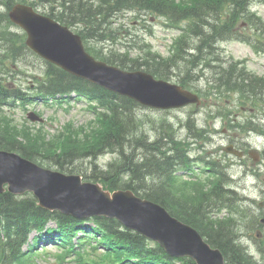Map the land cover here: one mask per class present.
<instances>
[{"label": "trees", "instance_id": "obj_1", "mask_svg": "<svg viewBox=\"0 0 264 264\" xmlns=\"http://www.w3.org/2000/svg\"><path fill=\"white\" fill-rule=\"evenodd\" d=\"M254 1L264 4V0H0L6 8L0 11V150L19 153L49 169L80 174L85 180L99 182L111 191L131 190L198 230L210 245L222 252L227 264H264V258L258 262L238 239V219L231 209L239 208L237 196L221 187L227 180L223 166L211 160L201 162L205 167H212L215 175H222V180L214 194L195 196L191 183L183 181L185 175L191 178L193 170L187 141L179 140L171 130L154 140L149 139L138 114L141 109L138 103L45 61L40 76L31 74L33 86L25 88L23 84H15L18 76L27 73L22 69L24 58L39 57L26 47L25 34L13 30L8 16V11L19 2L43 7L47 15L60 23L80 26L78 33L97 59L169 80L178 71L192 72L201 65L208 68L213 61L220 63L221 42L243 41L258 52L264 51L242 31L246 23L257 42L264 40V21L250 12ZM127 12L163 18L168 26L180 29L182 36L176 41L171 56L165 58L152 53L147 45L148 50L142 48L136 58L131 57L128 47L120 43V37L111 30L113 19ZM92 41L121 45L123 52L104 53L91 47ZM13 62L17 63L18 72L11 69ZM215 67L219 70L207 81L206 94L221 99L236 93L247 99L264 94V79L247 75L237 63L226 65L223 62ZM8 76L14 81L8 82ZM179 83L189 89L192 87L182 78ZM72 94L85 99L88 110L96 117V127L92 125L89 130L82 127L57 141L41 131L20 129L4 114L6 107L26 109L40 101L45 104L56 101L61 105ZM167 125L169 129L172 126ZM162 129H166V124ZM109 153L117 158L100 168L97 159ZM85 164L92 168L90 173L85 172ZM223 208L231 209V221L213 217ZM52 223L54 227L50 226ZM34 232L37 235L31 242ZM49 241L59 242L65 256L72 254L77 264H196L191 259H174L161 246L123 228L116 220L76 219L49 212L40 207L30 193L0 195V264H23L39 251L42 242ZM101 247L103 253H99ZM90 253L96 257L87 260Z\"/></svg>", "mask_w": 264, "mask_h": 264}, {"label": "water", "instance_id": "obj_2", "mask_svg": "<svg viewBox=\"0 0 264 264\" xmlns=\"http://www.w3.org/2000/svg\"><path fill=\"white\" fill-rule=\"evenodd\" d=\"M9 15L13 23L26 31L30 49L76 77L152 108L171 109L200 103L198 95L180 85L96 60L86 51L80 35L32 6L17 4ZM30 117L39 120L35 114ZM6 184L13 194L33 193L40 206L48 211L77 218L117 219L126 228L159 242L173 256L191 257L198 264H226L221 251L207 243L198 230L132 191L111 194L99 184L83 183L81 176L46 169L18 153L0 150V194Z\"/></svg>", "mask_w": 264, "mask_h": 264}, {"label": "rangeland", "instance_id": "obj_3", "mask_svg": "<svg viewBox=\"0 0 264 264\" xmlns=\"http://www.w3.org/2000/svg\"><path fill=\"white\" fill-rule=\"evenodd\" d=\"M176 1L189 2L190 0ZM39 9L45 12L43 7H39ZM4 10L5 8L1 7L0 5V11ZM253 11L264 18V6L257 1H255V4H253ZM151 17L152 20H150ZM113 22L114 24L112 25V30L118 33V37H120V43L125 44L124 46H128V49L131 52V57L133 58L138 56L139 50L142 48L145 50H148L149 48L153 53L163 57L170 56L173 51V44H175L176 41L175 39H178L181 33L179 29H174L168 26L166 24L167 21L163 18H156L146 14L141 15L140 13L121 14L117 19H113ZM74 29L79 30V27L74 26ZM13 30L21 32L18 30V28H13ZM250 38L253 40V43H255L254 37L251 36ZM101 45H97L95 42L92 43V47L103 50L104 53H107L109 50L118 51L121 47V45H118L119 47L116 45L112 46L109 42L102 43ZM260 45L264 46V42H262ZM220 48L221 51H219V53H222L220 56L221 58L230 62L242 61L249 71L255 73L256 75L264 76V54L256 53L249 44L239 41H229L220 44ZM43 62L44 61L41 59H37L36 57L29 55L27 58H24L22 63V69L27 72L26 75L18 76V79L15 81L13 78L11 80L9 76L7 78L8 80H11V82L14 81L15 84H23L24 87L32 85L33 79L31 78V74L39 76L43 71ZM220 64L221 63L214 62V67H212V70H219V68L215 66H220ZM11 65V69L18 72L17 63L13 62ZM200 69L201 67L196 69V73L198 75L203 74V78H201L200 81L196 80V77H191V72L190 75L186 74V71L177 73V76L173 75L170 80L172 82L178 83L179 80L183 78L189 81L193 87L201 90L202 92L206 89V82L214 77V75L209 71V69H205L203 71ZM204 97L205 96L203 94V102L199 107L200 110L197 115L192 114V111L196 110V107L191 105L185 108L173 110L141 108L138 113L140 119L142 120L144 131L146 134H148L149 138L154 140L158 137V135L162 136L165 135L164 133L168 134L171 130L175 137L180 140L187 141L188 146L190 149H192V162H197L201 156H206L210 159H216L217 157L222 156L224 145H228L227 139L232 138L236 141L237 134H235V129L232 131L229 130L233 127L228 128V126L225 124L226 118H222L218 114V111L224 107L235 109L236 104L234 102H230V105L226 102L228 99H230V97H226L224 101L216 100L214 96H208L206 98ZM30 111L41 116L44 119V122L41 124H33L28 119V114ZM209 114H213V116L209 117ZM8 116L13 118L17 124L26 125L30 129H43L44 133L49 135V138H55L54 140L56 141L65 138L64 136L68 137L74 132H77L78 129H81L82 127L86 128L87 130H89L92 125L96 127V119L94 115L88 111L87 104L85 102L74 101V99L70 101V104L63 105L62 107L54 102L50 107L43 106L41 103H38L35 106L30 105L25 110L23 107L12 109L8 112ZM188 123L191 124V127L188 125ZM165 124L166 129L163 130L162 126ZM167 124L172 125L170 129L168 128ZM194 126H196V128H194ZM238 134L240 137L242 133ZM208 138H211L212 141L208 140ZM200 145L205 146L206 149L204 151L201 150ZM114 158L115 155L107 154L99 157L96 162H98V166L100 168H105L109 163H111V161H113ZM230 159L232 160V158ZM85 165H87L85 172L90 173L92 168L88 164ZM197 165V163H194V168L196 170L194 171V174L191 175V178H188L187 176L183 179V181L188 180L193 187L195 196L199 197L198 195H201L202 197V191L205 190V186L207 184L206 175L208 174H203L204 172H202V169ZM239 167L241 166L234 165L230 170V173H228V176L229 174L232 176L231 180L233 181L234 187L241 185L239 197L250 196L256 199L260 196V194L257 188H255V179H257V176L253 177V175L257 173L254 170L258 171L261 167H254V170H251L250 166H247V168H249L251 171H248L247 168L244 169V167H242L240 169ZM254 189H256V191ZM218 215L220 217L224 216L226 221H231L232 219L231 217H228L230 215L229 212H223L221 214L220 211ZM34 236L36 235L34 234ZM253 236L256 237V233H254ZM32 240L33 238L31 241ZM249 246V250L252 251L256 257H258L257 246L254 243L250 244ZM101 251L103 252L102 247ZM95 257L96 256L93 257L92 253H90V255H87L86 258L89 260L94 259ZM23 264H77V262H75L74 256H72V254L65 256L64 249L54 246L53 243H45L40 244L39 251L36 254H33L31 257H28L27 260L23 262Z\"/></svg>", "mask_w": 264, "mask_h": 264}, {"label": "flooded vegetation", "instance_id": "obj_4", "mask_svg": "<svg viewBox=\"0 0 264 264\" xmlns=\"http://www.w3.org/2000/svg\"><path fill=\"white\" fill-rule=\"evenodd\" d=\"M244 112H237V119L239 118V115H241ZM237 122V120H236ZM254 123L260 122L262 127H264V112H257L256 113V120L253 121ZM239 125L240 129L244 132V129L252 128V124L244 121L242 119H239ZM245 126V127H244ZM232 144V142H229ZM235 146V149L239 151V156L236 155V162L243 166L246 162H251L252 166H257L258 163L263 162L264 163V141L262 142L259 139H254L252 137H249L248 135H240L237 136L236 141L233 144ZM261 191L264 192V184H261ZM260 207H264V202L260 205ZM261 212V211H260ZM264 212V211H263ZM264 216L260 217L259 223L257 224L258 230L262 229V232L264 233ZM262 226V227H261ZM261 227V228H259ZM258 235H262V233H259Z\"/></svg>", "mask_w": 264, "mask_h": 264}, {"label": "bare ground", "instance_id": "obj_5", "mask_svg": "<svg viewBox=\"0 0 264 264\" xmlns=\"http://www.w3.org/2000/svg\"><path fill=\"white\" fill-rule=\"evenodd\" d=\"M23 157V156H22Z\"/></svg>", "mask_w": 264, "mask_h": 264}]
</instances>
